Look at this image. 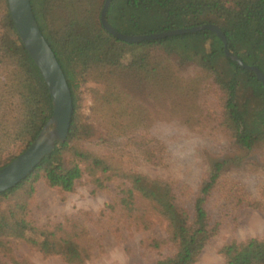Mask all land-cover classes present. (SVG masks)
I'll return each mask as SVG.
<instances>
[{
  "label": "trees",
  "instance_id": "obj_1",
  "mask_svg": "<svg viewBox=\"0 0 264 264\" xmlns=\"http://www.w3.org/2000/svg\"><path fill=\"white\" fill-rule=\"evenodd\" d=\"M103 3L30 0L40 32L64 73L73 110L66 140L16 186L0 192V251L9 254L8 242L20 240L44 256H58L69 264L88 261L92 245L78 242L84 231H67L62 224L37 227L29 218L37 180L72 192L86 174L97 187L115 178L123 180L126 187L117 199L119 208L144 228L148 211L165 222V238L153 239L149 246L159 249L169 244L174 252L154 264H195L218 228L207 201L230 167L226 160L206 164L194 192L136 171L137 164L162 166L166 152L163 143L151 137L146 111L132 100L130 88L142 82L163 95L195 96L201 102L199 112L216 120L235 149L244 152L264 149V88L253 72L224 55L215 33L201 30L128 43L102 27ZM105 17L115 31L130 36L215 25L224 34L228 50L264 76V0H111ZM156 47L163 48L165 57L154 58L150 49ZM174 56L175 64L169 61ZM186 64L198 68L191 78L177 73V67ZM89 81L97 85L89 95L92 114L105 130L100 142L110 149L106 155L83 145L80 89ZM51 111L47 86L14 29L7 0H0V168L31 144ZM258 182L253 178L254 193L236 183L233 203L260 208L264 184L260 187ZM220 253L223 264H264V238L231 241Z\"/></svg>",
  "mask_w": 264,
  "mask_h": 264
},
{
  "label": "rangeland",
  "instance_id": "obj_2",
  "mask_svg": "<svg viewBox=\"0 0 264 264\" xmlns=\"http://www.w3.org/2000/svg\"><path fill=\"white\" fill-rule=\"evenodd\" d=\"M150 52L157 59L166 55L162 47ZM169 61L175 64L176 57H169ZM197 72L194 64L177 67L179 77L191 78ZM95 86L89 81L80 89V111L86 132L83 145L98 155H106L110 149L100 142L105 130L92 114L89 90ZM130 89L132 100L146 111L151 137L162 142L166 152L162 166L137 164L136 171L176 182L180 187L186 186L182 190L194 192L206 164L226 160V166L230 167L227 178L222 179L207 201V211L218 228L195 264H223L220 249L224 245L264 238V199L260 208L236 206L232 201L238 194L236 183L245 185L251 193L255 192L253 178L259 179L260 187L263 186L264 149L255 147L248 152L235 149L230 135L217 121L199 112L201 102L195 96L163 95L142 82ZM125 187L126 183L118 178L97 187L84 174L74 190L66 192L51 188L39 179L29 200V218L37 227L62 224L67 231H84L85 237L79 236L78 242L92 245L91 257L84 264H154L172 255L174 248L169 244L159 249L149 246L151 240L166 236L165 222L154 212L148 211L145 215L148 225L144 228L120 210L117 199ZM7 247L10 253L0 251V264H69L58 256H44L20 240L9 241Z\"/></svg>",
  "mask_w": 264,
  "mask_h": 264
},
{
  "label": "water",
  "instance_id": "obj_3",
  "mask_svg": "<svg viewBox=\"0 0 264 264\" xmlns=\"http://www.w3.org/2000/svg\"><path fill=\"white\" fill-rule=\"evenodd\" d=\"M110 2L111 0H104L99 20L102 27L115 38L128 43L138 44L143 41L209 30L215 33L223 43L224 55L238 66L253 72L264 88V76L261 71L255 66L244 64L228 50L224 34L217 26L203 24L160 33L135 36L123 35L115 31L106 20L105 15ZM7 3L14 29L47 86L51 98L52 111L48 121L31 144L12 161L0 168V192L16 186L34 170L43 158L50 155L56 147L66 140L73 110L71 93L64 73L53 51L40 32L34 18L30 0H7Z\"/></svg>",
  "mask_w": 264,
  "mask_h": 264
}]
</instances>
